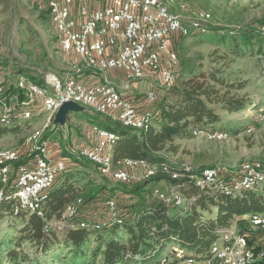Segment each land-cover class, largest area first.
I'll use <instances>...</instances> for the list:
<instances>
[{
    "label": "built area",
    "instance_id": "2783aa9c",
    "mask_svg": "<svg viewBox=\"0 0 264 264\" xmlns=\"http://www.w3.org/2000/svg\"><path fill=\"white\" fill-rule=\"evenodd\" d=\"M174 0H48L51 24L58 35L60 48L65 53L79 57L80 66L74 74L64 77L47 74L44 83L29 77L15 81L0 76V125L19 124L30 120L38 110L44 112L41 127L32 130L26 148L0 149V212L16 214L20 210L36 212L43 216V201L67 162L60 157L62 151L51 148V141L44 137L51 121L64 101H75L84 107L121 121L124 126L147 130L153 112L147 108L158 98L155 90L148 91L145 99L125 95L113 83L108 73L119 72L127 83L155 77L160 84L172 86L177 81L175 67L178 54L175 43L187 36L191 29L205 32L207 26L199 21L187 23L172 10ZM2 5L0 2V18ZM199 18L208 20L211 12H198ZM264 35V22L259 25ZM164 58L169 65H164ZM92 69L103 75L97 83H87L80 76L83 69ZM22 91L26 98L11 91ZM63 98L62 101L60 99ZM252 128H249L251 131ZM97 139L92 145H79L76 150L98 164L102 174L115 182L136 181L134 169L142 170L139 180L157 173V166L146 159H124L114 163L111 147L116 133L93 126ZM193 135L210 140H227L230 133L224 130L199 128ZM26 159V161H24ZM178 179L176 171L170 173ZM199 187H219L229 193L257 190L264 184V162L244 160L235 168L206 167L198 175H189ZM138 181V180H137ZM181 185H170L169 190L156 188L155 196L166 204L189 208L191 199L180 190ZM81 198L68 204L60 220L47 223L64 228L74 227L75 217L81 212ZM7 209V210H6ZM107 219L81 220L79 225H92L102 230L111 219L117 218V201H106ZM243 230L231 224L221 231L206 254L190 251L179 243L171 246V258L163 256L149 264H264V212L247 213Z\"/></svg>",
    "mask_w": 264,
    "mask_h": 264
},
{
    "label": "trees",
    "instance_id": "16d2710c",
    "mask_svg": "<svg viewBox=\"0 0 264 264\" xmlns=\"http://www.w3.org/2000/svg\"><path fill=\"white\" fill-rule=\"evenodd\" d=\"M174 4L175 0L173 11ZM258 22L261 24L264 20ZM259 25L208 26L205 32L194 28L177 42L182 48V56L185 57L187 48L183 40L190 36L205 37L214 43V55L222 51L221 55L214 59L217 66L229 53L239 56L244 54L245 49L254 50L257 44L260 46L259 51H263L261 47L264 35L260 32ZM92 71L94 70L83 69L86 73ZM233 72H228L222 67L204 70V65L199 63L182 68L176 83L147 106L153 112L152 123L147 130L124 126L121 121L88 107L86 108L92 109L93 112L84 109L70 112L67 120L75 118L80 123L88 122L90 126H98L116 133V140L111 147L115 164L124 159H146L157 166V173L147 179L130 183L115 182L104 176L98 164L91 159L78 151L70 150L77 152V155H74L75 153H70L66 147H62V153L71 158L73 164H66L48 190L42 204L43 216L27 210H20L16 214H11L7 209V213L0 212V226L7 217L22 220V226L15 234L6 232L0 237V261L5 259L10 264H42L38 255L32 256L22 245L28 242L44 256L59 240V232L62 230L64 243L71 246L72 253H75L68 264H78V258L82 259L81 264L86 262L83 261V256L95 236L97 244L92 251L93 261L102 256V264H149L158 260L153 258L154 253L167 241L179 243L190 251L206 254L212 242L234 219H239V227L243 230L245 220L241 217L244 214L264 212V191L243 190L229 193L215 186L199 187L189 175H198L206 167L214 165L186 167L173 163L168 157L170 153L178 151L175 140L190 138L195 127L215 129L221 120L218 109L233 112L250 103L246 96L231 94V90L244 89L248 82L232 80L235 76ZM28 77L36 83H44L42 78ZM11 91L18 93L22 100L26 98L25 94L15 87H12ZM15 126L18 124L0 125V136L16 133L19 128ZM70 126L76 128L73 123H70ZM57 130L58 127L55 130L53 126L47 128L44 137H54L53 140L61 141L57 138ZM172 171L178 172L180 177L172 179ZM75 172L83 173L89 178L81 192L83 195H80L78 186L73 182ZM96 172L100 173L101 178H96ZM162 182L170 185L180 184L181 192L191 199L189 208L184 210L168 205L155 196L153 192ZM117 193L125 194L128 199L123 206L117 203L116 219H111L102 230L94 229L92 225H79L81 220L92 219L84 207L95 202L99 196L116 200ZM79 198L83 203L81 212L73 220L76 222L74 227L66 225L60 229L52 225L46 228L48 222L62 219L66 206L77 202ZM207 211L210 214H206ZM10 227L15 229L14 223Z\"/></svg>",
    "mask_w": 264,
    "mask_h": 264
},
{
    "label": "rangeland",
    "instance_id": "374dc122",
    "mask_svg": "<svg viewBox=\"0 0 264 264\" xmlns=\"http://www.w3.org/2000/svg\"><path fill=\"white\" fill-rule=\"evenodd\" d=\"M2 5V14L0 18V76L15 81L19 77H37L44 79L47 74L65 76L66 73L74 74L79 67L80 60L75 54H67L62 51L58 42V35L51 24L48 11V0H0ZM174 11L187 22L199 21L208 26L236 27L253 25L257 27L259 20H264V0H175ZM209 10L211 18L203 20L199 18L198 12ZM185 41L187 48L185 57L182 56V48L178 42L175 43V51L178 54V64L175 72L179 77V72L188 65H204V70L210 67H222L226 71H234L232 80L248 81L247 86L241 90H231V94L246 96L250 103L236 111H222L218 109L221 120L216 129L224 130L230 133L227 140H210L205 137L193 135L187 139H176L178 151L170 153L168 157L173 163L186 167H192L202 164H211L222 167V165L241 163L244 160H258L264 162V43L263 51H259L260 46L255 45L254 50H246L242 55H231L219 65L214 64V59L221 55L222 51L214 55V43L205 39V37L190 36ZM164 65L169 62L164 58ZM132 95L145 99L148 91L155 90L158 96H161L168 87L160 84L159 79L155 77L145 78L133 82ZM150 105V104H149ZM83 110V109H82ZM84 110L93 112L92 109ZM46 117L44 112L35 114L30 120L18 124L19 130L16 133H9L0 136V149L11 148L24 150L27 144V138L31 135L33 129L41 127ZM70 123L76 125L71 128ZM80 123L75 118H70L64 123H55L54 119L50 127H58L56 131L58 140L54 145H63L70 153V150H76L79 145H88L89 141L86 133H83ZM88 127V126H87ZM249 128H252L249 131ZM193 130V129H192ZM51 139V138H49ZM51 140V141H52ZM53 147V148H54ZM56 149L60 150L58 146ZM67 163L73 164L71 158L65 156L62 152L59 155ZM71 161V162H70ZM136 179L142 177V173L133 171ZM73 180L78 186V192H83L84 185L88 179L85 174L75 172ZM96 178H101L100 173H95ZM94 177V175H92ZM136 180V181H137ZM169 183L162 182L158 188L162 191L169 190ZM80 195H83L82 193ZM117 203L123 204L127 201V196L122 193L115 195ZM107 197L99 196L97 200L86 207L87 215L96 219H107L106 209ZM214 213V210H213ZM210 214V212H206ZM14 227L11 228V224ZM232 224L239 225V219H234ZM22 226V220H15L13 217H7L0 226V237L6 232L15 234V231ZM61 229V228H60ZM63 232V230H62ZM59 232V240L53 245V248L42 256L34 246L28 242L22 247L32 256L39 257L42 264H68L75 253H72V247L64 243V235ZM96 236L92 237L83 256L86 262L84 264H102V256H98L95 261L92 260V251L96 246ZM172 241H167L155 253L153 258L159 259L163 256L171 258ZM77 259V258H76ZM81 264L82 259H77ZM82 263V264H83ZM0 264H10L4 259Z\"/></svg>",
    "mask_w": 264,
    "mask_h": 264
},
{
    "label": "crops",
    "instance_id": "0c3cea01",
    "mask_svg": "<svg viewBox=\"0 0 264 264\" xmlns=\"http://www.w3.org/2000/svg\"><path fill=\"white\" fill-rule=\"evenodd\" d=\"M67 54H74V53H67ZM77 56V55H76ZM78 57V56H77ZM78 59H79V57H78ZM66 75H67V73H66ZM108 76L111 78V80L113 81V83L116 85V87L120 90V91H122L125 95H131V96H135V95H132V86H133V82L132 83H127L125 80H124V78H123V76L119 73V72H116V71H111V72H109L108 73ZM62 77V76H61ZM64 77V76H63ZM80 78L83 80V81H85V82H87V83H97V82H99L102 78H103V75L102 74H100L99 72H96V71H92V72H83V74L80 76ZM146 78H149L150 79V77L148 76V77H146ZM40 111L38 110V113H39ZM85 125L82 127V130H83V133H86L87 134V138H88V140L87 141H89V144L88 145H92L95 141H96V139H97V137H96V135H95V133L92 131V127L93 126H90V124L88 123V122H83ZM88 126V127H87ZM212 129V128H211ZM216 129V128H215ZM52 139H50V141H51ZM56 142H54L53 140L51 141V148H53L54 147V145H56L55 144ZM60 147V151H62V148H61V146H60V144L59 145H57V146H55V147ZM239 163H233V164H226V165H224V166H226V167H230V166H233V167H236L237 165H238ZM223 166V165H222ZM134 171H137L138 173L140 172V173H142V170L140 169V168H136V169H134ZM257 191H264V184L260 187V188H258L257 189Z\"/></svg>",
    "mask_w": 264,
    "mask_h": 264
},
{
    "label": "water",
    "instance_id": "95a60500",
    "mask_svg": "<svg viewBox=\"0 0 264 264\" xmlns=\"http://www.w3.org/2000/svg\"><path fill=\"white\" fill-rule=\"evenodd\" d=\"M62 100H63V98L60 99V101H62ZM84 108H86V107H84L83 105H81L75 101H72V100L64 101L61 104V106L59 107V109L55 115L54 122L55 123H64L67 121V117H68V114L70 112H78Z\"/></svg>",
    "mask_w": 264,
    "mask_h": 264
}]
</instances>
